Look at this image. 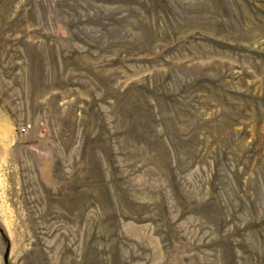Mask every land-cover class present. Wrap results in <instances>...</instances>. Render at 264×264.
Segmentation results:
<instances>
[{"label":"rangeland","instance_id":"374dc122","mask_svg":"<svg viewBox=\"0 0 264 264\" xmlns=\"http://www.w3.org/2000/svg\"><path fill=\"white\" fill-rule=\"evenodd\" d=\"M0 264H264V0H0Z\"/></svg>","mask_w":264,"mask_h":264},{"label":"built area","instance_id":"2783aa9c","mask_svg":"<svg viewBox=\"0 0 264 264\" xmlns=\"http://www.w3.org/2000/svg\"><path fill=\"white\" fill-rule=\"evenodd\" d=\"M22 130H23V131H26V130H27V128H25V127H24V128H22Z\"/></svg>","mask_w":264,"mask_h":264}]
</instances>
